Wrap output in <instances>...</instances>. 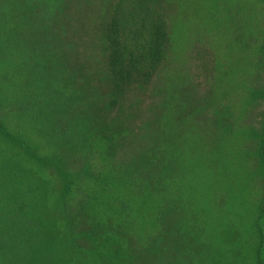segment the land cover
Returning a JSON list of instances; mask_svg holds the SVG:
<instances>
[{"label":"rangeland","instance_id":"374dc122","mask_svg":"<svg viewBox=\"0 0 264 264\" xmlns=\"http://www.w3.org/2000/svg\"><path fill=\"white\" fill-rule=\"evenodd\" d=\"M263 140L264 0H0V264H258Z\"/></svg>","mask_w":264,"mask_h":264},{"label":"trees","instance_id":"16d2710c","mask_svg":"<svg viewBox=\"0 0 264 264\" xmlns=\"http://www.w3.org/2000/svg\"><path fill=\"white\" fill-rule=\"evenodd\" d=\"M114 27V26H113ZM164 28L163 27H159V28H157V32H158V34L160 35V37H161V39H160V42L161 41H165L166 39H165V34H164ZM115 34H116V31H115ZM157 34V33H156ZM104 35V34H103ZM104 42L106 41L105 39L103 40ZM157 42H155V43H153L152 45H155ZM102 48H103V50H106V48H105V44L102 46ZM151 48H152V46H151ZM162 51H158V52H156V53H158V54H156L157 56H156V58H159V56H162L163 54L161 53ZM115 59H116V57H114ZM145 59H148V54H146V55H143L142 56V58H141V61H144ZM156 62H158V61H156ZM264 141V140H263ZM262 141V142H263ZM258 264H264V257L263 258H261L260 260H259V263Z\"/></svg>","mask_w":264,"mask_h":264}]
</instances>
